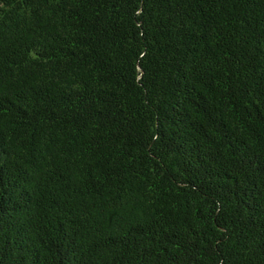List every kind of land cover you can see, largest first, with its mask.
Wrapping results in <instances>:
<instances>
[{"label":"trees","instance_id":"trees-1","mask_svg":"<svg viewBox=\"0 0 264 264\" xmlns=\"http://www.w3.org/2000/svg\"><path fill=\"white\" fill-rule=\"evenodd\" d=\"M0 264H264V0H0Z\"/></svg>","mask_w":264,"mask_h":264}]
</instances>
